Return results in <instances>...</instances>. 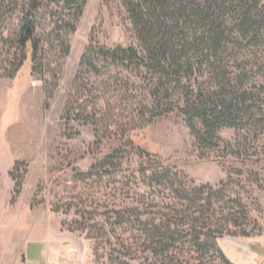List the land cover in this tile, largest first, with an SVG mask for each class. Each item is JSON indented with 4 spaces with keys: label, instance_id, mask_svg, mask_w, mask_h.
<instances>
[{
    "label": "trees",
    "instance_id": "obj_1",
    "mask_svg": "<svg viewBox=\"0 0 264 264\" xmlns=\"http://www.w3.org/2000/svg\"><path fill=\"white\" fill-rule=\"evenodd\" d=\"M104 2L116 9L133 42L108 46L92 38L65 107L68 122L91 126L95 137L104 139L126 137L133 130L177 116L189 128L201 158L232 147L219 135L226 128L237 131L236 154L248 155L260 148L264 142V0ZM87 3L0 0V78L14 79L29 51L32 74L56 78ZM7 24L14 27L12 34L7 33ZM123 155L121 150L107 155L83 176L118 187L134 206L105 215L106 224L128 223L137 230L130 243L114 245L129 250L117 252L119 264H126L125 259L136 264H232L218 240L225 235L262 234L255 221L250 229L247 203L240 193L234 194L231 180L198 186L183 172L144 153L137 154V171L124 175ZM18 165L17 161L14 170ZM10 176L15 180L13 173ZM21 187L16 182V195ZM241 216L246 223L240 222ZM98 226L84 224L80 230L87 231L88 239L111 247L112 237Z\"/></svg>",
    "mask_w": 264,
    "mask_h": 264
},
{
    "label": "rangeland",
    "instance_id": "obj_2",
    "mask_svg": "<svg viewBox=\"0 0 264 264\" xmlns=\"http://www.w3.org/2000/svg\"><path fill=\"white\" fill-rule=\"evenodd\" d=\"M42 29L49 28L44 25ZM13 31L12 24H7V33ZM92 38L108 46L133 42L113 6L104 0H88L77 31L69 38L70 54L60 62L56 78L32 74L31 51L14 79L0 78V151H12L0 153V161L19 159L15 170V165L10 171L0 170V264H119L117 252L129 250L114 245L117 241L130 243L137 230L128 223L121 227L110 225L113 221L106 224L105 215L111 217L113 212H126L134 206L118 187L101 184L97 178L83 179L93 164L118 150L124 152L120 169L124 175L137 171V154L144 153L183 172L198 186H218L231 180L234 194L240 193L247 203L250 229L255 221L262 234L222 238L264 243V142L248 155H238L237 131L226 128L219 135L232 147L222 148L223 154L201 158L189 128L177 116L133 130L126 137L104 139L96 138L91 126L65 119L80 59ZM16 182L22 184L19 195ZM97 223V229L103 227L112 237L111 247L88 239L87 231L80 230L84 224Z\"/></svg>",
    "mask_w": 264,
    "mask_h": 264
},
{
    "label": "crops",
    "instance_id": "obj_3",
    "mask_svg": "<svg viewBox=\"0 0 264 264\" xmlns=\"http://www.w3.org/2000/svg\"><path fill=\"white\" fill-rule=\"evenodd\" d=\"M6 152L12 151H0L1 154ZM17 161L19 159L14 158L11 162H5L2 158L0 170L7 168V171H10ZM252 242L250 238L245 240L242 238H220L218 245L232 264H264V243H262L263 245H254Z\"/></svg>",
    "mask_w": 264,
    "mask_h": 264
}]
</instances>
